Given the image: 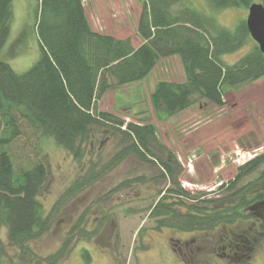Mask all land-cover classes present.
Returning a JSON list of instances; mask_svg holds the SVG:
<instances>
[{
    "label": "trees",
    "instance_id": "trees-1",
    "mask_svg": "<svg viewBox=\"0 0 264 264\" xmlns=\"http://www.w3.org/2000/svg\"><path fill=\"white\" fill-rule=\"evenodd\" d=\"M208 1L216 10H249L256 3ZM257 2L264 6V0ZM12 5L13 0H0V54L11 33ZM36 18L41 49L37 62L26 72L18 73L0 60V232L5 230L9 245L19 251L18 264H61L68 258L75 235L70 234L80 225L68 233L59 250L47 257L39 256L30 243L51 230L53 213L60 204L103 176V171L90 168L46 215L39 196L49 169L32 155L34 147L38 152L43 139L53 140L82 163L86 158L85 145L91 142L97 127L119 132L124 145L106 165L107 170L134 155L142 163L159 165L161 178L173 184L150 208L157 228L210 231L234 222L243 208L264 199L261 191L252 200L243 196L231 207L215 206L216 200L207 199V193L189 195L178 182L181 165L177 156L161 142L154 123H128L99 110V102L108 91L145 80L161 60L172 57L179 58L184 81L156 83L150 101L157 119L169 120L198 101L225 107L228 91L264 77V53L257 43L234 64L224 61L225 56L237 53L253 40L246 19L231 30L189 6L186 0H143L136 26L142 44L136 48L130 38L95 31L84 0H39ZM263 165L264 155L256 157L240 167L236 178L221 185L220 190H232L244 176ZM130 183L125 181L122 188H128ZM84 232L80 230L79 235ZM83 256L90 264L89 251L84 250ZM8 257L0 238V264H6Z\"/></svg>",
    "mask_w": 264,
    "mask_h": 264
},
{
    "label": "rangeland",
    "instance_id": "rangeland-1",
    "mask_svg": "<svg viewBox=\"0 0 264 264\" xmlns=\"http://www.w3.org/2000/svg\"><path fill=\"white\" fill-rule=\"evenodd\" d=\"M142 1L84 0V5L94 30L116 38L134 37L138 41L135 45L140 46L142 40L137 35L136 23ZM186 1L231 30L247 19L248 10L244 7L216 10L208 0ZM38 6L39 0H13L11 33L0 60L18 73L29 70L41 55L35 27ZM255 44L254 40H249L240 51L225 56L224 61L234 64ZM166 60L161 61L145 80L108 91L99 102V110L111 112L128 123H154L161 142L177 156L181 165L178 182L189 195L198 197L200 193H207V199L216 200L215 206L235 207L243 196L253 199L264 189V165L244 176L232 190H220V187L233 181L240 167L264 155V77L239 90L228 91L223 108L198 101L197 97V104L186 111L169 120L157 119L150 101L156 83L184 80L180 60ZM121 137L119 132L97 127L91 142L85 145L86 158L82 163L76 162L51 139L41 140L38 152L34 147L32 155L38 156L49 169L39 196L46 215L90 168L103 171V176L91 186L57 207L51 230L40 240L30 243L39 256L47 257L59 250L67 241L68 233L80 225L70 234H75L70 255L61 264H87L84 250L91 255L90 264H184L178 251H174L184 247L183 240L191 237L198 245L203 238L216 239L233 229L232 223L229 228L220 225L202 233L167 226L157 228L150 208L173 184L161 178L159 165L142 163L134 155L107 170L106 165L124 145ZM125 181L131 186L122 188ZM80 230L86 234L79 235ZM0 238L9 255L6 264H18L19 251L9 245L5 230L0 232ZM189 246L195 249L192 244ZM259 246L254 264H264L263 237ZM188 261L191 264H222L211 254L206 259L200 254Z\"/></svg>",
    "mask_w": 264,
    "mask_h": 264
},
{
    "label": "flooded vegetation",
    "instance_id": "flooded-vegetation-1",
    "mask_svg": "<svg viewBox=\"0 0 264 264\" xmlns=\"http://www.w3.org/2000/svg\"><path fill=\"white\" fill-rule=\"evenodd\" d=\"M240 215L232 222L233 229L230 232L222 233L216 239L203 238L198 245L197 241L191 237L183 240L184 247L174 250L178 251L181 262L191 264L188 260L194 259L195 256L201 254L206 259L207 255L211 254L222 264H254L253 259L259 250L260 240L262 237L264 238V199L252 202L243 208ZM225 225L229 228V223L222 224V226ZM191 244L197 245L195 246L196 251L194 247L190 248Z\"/></svg>",
    "mask_w": 264,
    "mask_h": 264
},
{
    "label": "water",
    "instance_id": "water-1",
    "mask_svg": "<svg viewBox=\"0 0 264 264\" xmlns=\"http://www.w3.org/2000/svg\"><path fill=\"white\" fill-rule=\"evenodd\" d=\"M246 25L251 38L264 53V6L262 3H253L248 10Z\"/></svg>",
    "mask_w": 264,
    "mask_h": 264
},
{
    "label": "crops",
    "instance_id": "crops-1",
    "mask_svg": "<svg viewBox=\"0 0 264 264\" xmlns=\"http://www.w3.org/2000/svg\"><path fill=\"white\" fill-rule=\"evenodd\" d=\"M137 23H138V19H137ZM137 23H136V24H137ZM92 28H93V27H92ZM93 29H94V28H93ZM95 31H96V30H95ZM127 38H128V37H127ZM135 38H136V40L138 39V37H135ZM131 40H132V42H133V45L137 48L138 45H135V44H136V42H138V41H135L134 37H133V38L131 37ZM167 60H175V61H177V60H179V58H178V57H172V58H168ZM167 60H166V61H167ZM161 61H164V60H161ZM161 61H160V62H161ZM160 62H159V64H160ZM179 62H180V61H179ZM159 64H158V65H159ZM180 64H181V63H180ZM153 72H154V71H153ZM183 81H184V80H183Z\"/></svg>",
    "mask_w": 264,
    "mask_h": 264
}]
</instances>
